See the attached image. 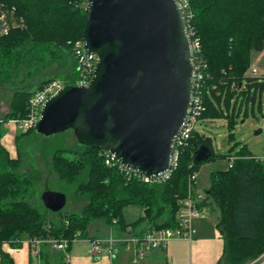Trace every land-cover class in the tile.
Masks as SVG:
<instances>
[{"label":"trees","instance_id":"obj_1","mask_svg":"<svg viewBox=\"0 0 264 264\" xmlns=\"http://www.w3.org/2000/svg\"><path fill=\"white\" fill-rule=\"evenodd\" d=\"M86 3L0 0L22 20L21 26L0 36V85L11 86L9 110L0 121V264H13L10 255L1 250L3 244L19 248L34 237L66 241L69 252L75 239H92L87 228L94 222L114 229L115 236H141L153 228L173 227L188 179L205 163L194 164V152L208 148V161L221 156L203 135V125L225 119L231 129L242 110L244 115L249 109L253 114L255 107L264 119V77L247 74L252 54L264 50V0H186L184 9L192 42L197 43L195 65L200 76L194 97L201 110L197 127L179 149L176 166L166 180L146 183L129 178L116 166L105 165L103 151L77 143L74 148L43 144L40 151L28 145L25 153L17 147L16 157H11L1 144L2 126L24 118L29 97L45 84L61 79L71 85L76 78L72 47L83 37ZM53 63L56 68H50ZM32 134H36L34 128L18 134L15 143L24 140L28 144ZM236 149L226 156L230 161L226 170L211 173L205 191L208 206L218 213L215 227L223 241L217 264H250L264 254V162L246 147ZM36 153L41 158L47 154L51 174L73 186L72 199L83 202L79 213L64 209L61 214L47 209L43 213L31 204L33 186L41 178ZM129 205L143 209L131 223L123 216ZM46 213L53 217L47 219ZM39 255L40 264H66L64 254L48 245L41 246Z\"/></svg>","mask_w":264,"mask_h":264},{"label":"water","instance_id":"obj_2","mask_svg":"<svg viewBox=\"0 0 264 264\" xmlns=\"http://www.w3.org/2000/svg\"><path fill=\"white\" fill-rule=\"evenodd\" d=\"M86 1L83 48L98 57L91 82L66 85L46 101L34 130L44 137L71 130L78 145L159 178L171 168L196 86L186 11L179 0ZM210 158L200 147L193 163ZM40 200L52 213L66 204L64 194L49 190Z\"/></svg>","mask_w":264,"mask_h":264},{"label":"built area","instance_id":"obj_3","mask_svg":"<svg viewBox=\"0 0 264 264\" xmlns=\"http://www.w3.org/2000/svg\"><path fill=\"white\" fill-rule=\"evenodd\" d=\"M183 7L186 6V0H179ZM22 25V20L16 16L13 8L6 7L0 4V36H5L9 32ZM193 43V42H192ZM197 43L193 44L195 53ZM264 53V50L262 51ZM72 55L75 61L76 78L71 84L74 87L86 88L93 77L95 65L98 57L95 53L86 52L83 48V41H77L72 47ZM196 66V65H195ZM197 70V67H196ZM249 74L254 77H264V66L262 68L252 67ZM200 79L196 74V83ZM67 83L62 80H53L45 84L41 89L33 93L28 99V110L24 118L18 120H9L5 124L13 125L20 128L23 132L34 128L40 119L41 109L46 101L55 96ZM201 107L198 99L193 98L190 115L182 128L178 137L172 144L171 168L163 176L159 178H147L143 174L122 165L116 157L108 152H104V163L106 166H116L118 170L124 173L127 177L140 179L143 182H160L166 180L178 160V151L183 147L190 137L191 132L197 127V118ZM264 132V126H263ZM264 162V153L260 158ZM196 174H193L188 179L187 193L178 203L176 213V224L171 228L150 229L145 231L141 236L126 233L123 236H115L112 233L104 238L85 239L89 245V253L93 257H115L120 251H125L132 255V261L142 260L147 254L155 250H164L167 243L172 240L191 241L195 230L193 222L198 219L206 218L208 211V198L205 192L196 189ZM78 238L74 240L77 241ZM73 242V243H74ZM31 247V254L37 257L42 245H48L51 249L60 251L64 254L65 262L68 263L70 257L67 252V242L52 238H37L34 237L28 240ZM264 263V261H263Z\"/></svg>","mask_w":264,"mask_h":264},{"label":"rangeland","instance_id":"obj_4","mask_svg":"<svg viewBox=\"0 0 264 264\" xmlns=\"http://www.w3.org/2000/svg\"><path fill=\"white\" fill-rule=\"evenodd\" d=\"M263 58V61H262ZM49 60L48 56L46 57ZM261 61L260 66H264V53H259L253 57V61L247 71V74L250 72V68L257 66L256 61ZM50 68H56V63L50 65ZM61 80V79H60ZM63 81V80H62ZM11 98V86L9 85H0V121L4 118L5 114L9 110V103ZM242 110L240 116L237 118L236 123L231 129L227 127V121L225 119H219L208 124L203 125V135L206 138H210L211 144L213 147L214 153L221 155L211 161L203 163L198 172L196 173V179L199 185L206 187L209 185L210 175L213 172L226 170L230 161L227 159V155H233L237 150L236 147L243 146L252 154L256 159H260L264 153V119L258 113L257 108H254V113L252 114L250 109L246 115L243 114ZM2 135L1 142L7 148V150L15 149L19 147L24 153L27 151V146L30 145L32 149L40 151V146L43 144H49L52 148H59L66 146L68 148H74L76 146V140L73 136V133L70 131H65L50 137H42L37 133L29 136V139H32L26 144L24 140H20L15 143V137L22 133L23 131L17 126L13 125H3L2 126ZM258 130H261V133L256 134ZM232 137V139H230ZM232 140V141H230ZM236 145V146H235ZM235 146V150L229 154V149ZM10 152V151H9ZM11 153V152H10ZM36 163L37 170L41 172V178L38 180L34 188L35 196L31 198V204L37 207L41 212L45 213L46 210L40 200L41 194L46 191L60 192L66 196V204L64 206L65 212L70 213H79L83 207V202L80 200H73L71 197L73 186H67L59 182L49 171V162L48 156L45 155V158H41L40 153H36ZM36 183V182H35ZM206 191V190H205ZM201 192H204L201 190ZM142 208L137 205L126 206L123 210V216L127 223L136 221L142 215ZM47 219H51L53 215L51 213H46ZM88 237L91 238V235L94 233L107 237L109 234H114V229H106L102 222H94L89 225L87 228ZM93 233V234H92ZM108 234V235H107ZM126 235V233L124 234ZM73 246L83 247L85 246L84 239H79L75 241ZM61 253L60 251H58ZM127 257L132 258L131 254H127ZM124 256V259H127ZM264 260H257L250 264H263ZM127 263H130V260H126ZM257 262V263H256ZM66 263V262H65ZM36 264V263H34ZM68 264V263H66Z\"/></svg>","mask_w":264,"mask_h":264},{"label":"crops","instance_id":"obj_5","mask_svg":"<svg viewBox=\"0 0 264 264\" xmlns=\"http://www.w3.org/2000/svg\"><path fill=\"white\" fill-rule=\"evenodd\" d=\"M259 53L252 54L253 57ZM263 61V58H262ZM257 66H260L261 61H256ZM6 125V124H4ZM2 146L7 150V148ZM11 153H10V152ZM7 150L11 157H16L17 150ZM201 187L196 181V189L201 191L208 188ZM218 217L216 211L211 210L208 206L206 218L198 219L193 222V228L195 233L191 241L185 240H172L167 243L164 250H155L147 254L142 260L133 262L132 258L127 257V252L120 251L115 257H93L89 253V245L86 240L85 246L77 248V246H71L69 254L68 264H217L223 254V241L219 232L217 231L215 224ZM93 234V233H92ZM108 235V234H107ZM114 235V234H113ZM91 238H103L102 236L94 233ZM41 249V248H40ZM1 250L9 254L13 260V264H40L38 254L37 257H33L31 254V247L28 241H23L19 248H11L8 244H3ZM40 253V252H39ZM124 256L127 259H124ZM264 260V254L258 260ZM126 260H130L127 263Z\"/></svg>","mask_w":264,"mask_h":264}]
</instances>
